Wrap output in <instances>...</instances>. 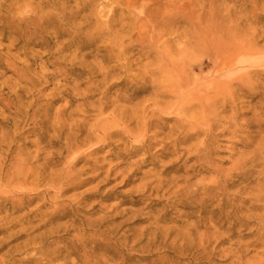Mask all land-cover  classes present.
Masks as SVG:
<instances>
[{
    "label": "bare ground",
    "instance_id": "bare-ground-1",
    "mask_svg": "<svg viewBox=\"0 0 264 264\" xmlns=\"http://www.w3.org/2000/svg\"><path fill=\"white\" fill-rule=\"evenodd\" d=\"M21 1L28 9L15 8ZM35 1L0 0V51L7 43L24 59L19 63L0 54V69L18 81L12 89L6 83L0 88V106L8 114L0 119V130H12L0 137V264H215L227 256L230 264H264V0L244 4V26L263 25L262 30L240 27L232 15L229 24L223 18L219 24L210 2L207 11L202 2L194 12L154 0L153 8L146 4L133 16L130 5L117 9L119 1L115 6L114 1L80 0L70 13L64 8L54 23L47 21L61 28L54 38L68 42L48 54L46 66L54 72L39 77L31 74L37 71L35 53L41 46L49 50L50 43L41 39L45 21ZM158 16L161 21H154ZM96 44L102 48L96 66L65 67L66 51ZM168 44L181 45L178 54ZM58 77L64 84L55 85L52 103L69 97L67 86L76 89L85 77L86 92L106 100L80 142L83 133L77 130L61 144L59 123L42 131L49 108L39 110L37 100L26 104V111L24 104L16 108L28 94L25 87L35 89L39 81ZM109 107L113 110L105 115ZM24 119L41 128L32 130L36 143H48L40 152L59 146L39 166L38 156H25V144L17 140ZM114 138L133 154L162 144L158 161L136 173L140 185L133 194L138 196L130 204L144 205L148 199L143 210L150 222L138 233L125 230L129 220L117 225L111 217L85 221L79 212L87 197L65 198L78 186L75 168ZM222 245L228 248L218 250ZM186 257L189 262L182 263Z\"/></svg>",
    "mask_w": 264,
    "mask_h": 264
},
{
    "label": "rangeland",
    "instance_id": "rangeland-1",
    "mask_svg": "<svg viewBox=\"0 0 264 264\" xmlns=\"http://www.w3.org/2000/svg\"><path fill=\"white\" fill-rule=\"evenodd\" d=\"M67 5L64 4V0H36V3H40L42 10L40 12L41 19H44L45 23L42 24L41 27V39L44 41L45 39L50 43V49L46 50L41 46V48H37L35 53V62L33 63V67L37 69L36 72H32L31 74H35V76L39 77L41 73L52 74L54 72V68L46 66V60L48 59V54L54 52L59 49L62 45L68 42V38L58 39L54 38V34L61 30L59 24H55L51 26V24L47 25V21L55 22V14H58L64 8H66V13L71 12V7H75V5L80 0H65ZM112 2L114 1V5H117V2L121 4L118 7V10H125L127 6L130 5V11L133 10V16L138 15L140 12L141 6H145L153 8L152 4L154 0H105ZM104 1V2H105ZM162 2L163 6H175L176 8L183 9L186 11L193 10L196 12L200 10V3L204 2L205 11L208 10V2H210L212 10L217 15L218 23H221V18L224 19L225 24L228 23V15H232V22H235L240 27L244 26L243 20L248 15V11H245V0H236L233 4L232 0H159ZM13 2V1H12ZM11 3V2H10ZM27 2H19L16 4L15 8L21 7V9H28ZM133 5V7H132ZM162 11V10H161ZM12 13L18 14L20 11L12 10ZM126 14V12H124ZM88 14L81 13L79 17L70 23L69 26L77 25L80 22V18ZM147 15L150 14V11L146 12ZM198 15L195 13V16ZM162 16H158L156 22H160ZM126 22H123L125 24ZM183 25V24H182ZM263 25H256L247 27L246 29L251 30H262ZM163 41V40H162ZM85 44V42H84ZM264 41H261L260 45H263ZM4 46L3 51H0L1 55L7 54L9 57H12L18 60L19 63H23L24 59L22 56L17 55V51L12 50L11 46L7 43H1ZM100 44H96L93 47L89 48H81L75 51L73 48L66 51L64 53L67 56L66 68L70 69V65H79V63L83 62L85 65L96 66L99 63L100 57L98 54H102V48ZM167 46L172 47L174 53L178 54L177 48H181V45L176 44H168ZM9 47V50H7ZM133 60V58H132ZM22 68V66L20 67ZM12 73V72H11ZM133 74V72H131ZM60 77L56 78L53 81L44 80L39 81V84L35 86L33 89L30 86L25 87L28 91V94L25 95V98L18 99L16 108H20L22 104H24L23 110L26 109V104L31 103L32 100H37V108L39 110H48V121L49 123L43 129L38 127H34L31 119H24L20 121L19 131H18V139L21 143L25 144L24 150L25 156H29L33 158L38 156L37 165L43 163V158L49 156V152H56L59 150V146L54 149H45L43 152H40L43 148L48 146L46 141L42 143H36L35 133H32L33 129L36 130H46V128L50 125L58 127V123L61 125V132L63 134L61 144L65 142V138H69L73 134L77 133L79 130L83 134L80 137H77L79 142L84 140L86 137L87 131L98 121V113L100 110V104L105 103L106 100H100L101 97L98 95V92L88 93L86 92L87 88V80L86 77L80 79L78 81V85L76 89H72V84H69L67 87L71 88V91L68 92L69 97H63L59 99L60 101L52 103L55 101L54 98V89L55 85H63L64 82H61ZM100 78H95L94 81H99ZM116 79H113L115 81ZM112 81V82H113ZM6 83V87L12 89L14 85L18 84L17 78L13 77L10 73H5L2 69H0V88L2 84ZM103 89L101 92H104ZM7 91L4 90L3 94H6ZM107 98L113 99L110 95L113 94V91L107 92ZM32 95H35L33 97ZM6 97L4 96V99ZM68 106H65V103L70 101ZM116 106H121L124 108H130V104L127 103H117ZM63 106H65L63 108ZM113 108L109 107L105 111V115H110ZM15 110L11 109V113ZM26 111V110H25ZM65 111V112H63ZM30 114V113H29ZM118 114V112H116ZM59 115L58 119H54V116ZM7 113H3L2 107L0 106V119L7 117ZM12 131V130H11ZM11 131H2L0 130V137L6 132ZM36 135V134H35ZM92 137H95L96 132L93 131ZM47 136L56 137L57 134L53 132H48ZM60 142V141H59ZM94 142V141H93ZM20 143V144H21ZM162 144L158 143L149 148L147 154L143 152L139 153H130V146L124 145L119 138L110 139L108 144H104L101 148L94 153L90 157L87 158V163H80L75 170L79 171L78 179L76 183L78 186L73 190L67 192L65 194L66 197L78 196L83 194V196L87 197L84 201V207L79 212V216L85 221H92L99 218H110V221L113 225H117L120 222L125 220H129L127 222V226L125 230L130 229V232L138 233L143 228L148 226L149 221H145L146 216L144 214L147 213L148 210H143L144 205L149 203L147 199L144 205L141 204H130V198L133 196H138L133 194L134 190L140 185V181L138 180L139 175L136 173H143L148 170V164L150 162H157L158 155L160 153V148ZM86 149V148H84ZM63 157H66V154H63ZM64 162V160H62ZM62 167L59 166L55 170H60ZM51 196L54 195V192H51ZM82 196V197H83ZM148 194H145L144 197H147ZM58 200H62V197ZM131 233H128V235ZM228 247L226 245H222L218 247V250L225 251ZM249 251L251 250L248 249ZM258 251L250 252L246 257V260L255 257ZM227 252H223L221 254L225 255ZM134 256H142L141 253L133 251L131 253ZM191 257H186L182 263L189 262ZM231 259L229 256L227 257H218L217 262L215 264H230ZM118 263V261H117ZM55 264H61L59 262ZM63 264V263H62ZM108 264H111L108 262ZM134 264H142V263H134Z\"/></svg>",
    "mask_w": 264,
    "mask_h": 264
}]
</instances>
